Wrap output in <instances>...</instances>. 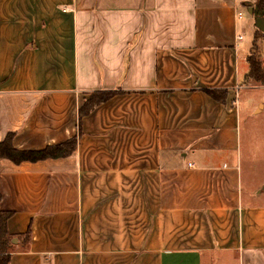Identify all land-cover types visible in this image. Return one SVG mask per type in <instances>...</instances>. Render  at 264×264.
<instances>
[{"label":"crops","instance_id":"1","mask_svg":"<svg viewBox=\"0 0 264 264\" xmlns=\"http://www.w3.org/2000/svg\"><path fill=\"white\" fill-rule=\"evenodd\" d=\"M257 3L0 0V141L77 137L66 156L0 158V211L10 233L32 230L11 264H264V202L239 156ZM97 91L116 93L81 118Z\"/></svg>","mask_w":264,"mask_h":264},{"label":"rangeland","instance_id":"2","mask_svg":"<svg viewBox=\"0 0 264 264\" xmlns=\"http://www.w3.org/2000/svg\"><path fill=\"white\" fill-rule=\"evenodd\" d=\"M260 13V16L264 18V10ZM250 16H252L251 13L244 10L242 19ZM244 37V44L251 43L253 32L248 29ZM252 45L251 54L257 55L264 62V33L262 37L260 33H257ZM241 61L244 65L248 63L242 51ZM245 83L246 87L239 92L241 101L239 156L242 166V185L246 194L258 192L256 199L264 202V86L251 78H247ZM216 256H218L217 260L221 258L219 262L222 261L223 264H248L247 259L245 257L241 259L239 254L233 257L225 252H219ZM217 260L212 262L211 256L206 254L203 264H220ZM254 264L262 263L254 262Z\"/></svg>","mask_w":264,"mask_h":264},{"label":"trees","instance_id":"3","mask_svg":"<svg viewBox=\"0 0 264 264\" xmlns=\"http://www.w3.org/2000/svg\"><path fill=\"white\" fill-rule=\"evenodd\" d=\"M257 6L260 9H264V0H258ZM248 63L249 71L246 74V80L247 78H251L264 86L263 61L257 55L250 54L248 56ZM206 92L221 102H224L227 97L225 89H206ZM115 93L114 91H97L92 93L91 97L80 108V117L82 118L89 114L93 108L109 99ZM13 138L14 133H10L3 141H0V158H9L15 163L66 156L72 153L77 145V137H74L65 143L47 146L40 150H19L13 145ZM12 215V211H0V264H11V252L15 238L23 237L25 242H29L32 236L31 226L23 235L10 233L8 219Z\"/></svg>","mask_w":264,"mask_h":264},{"label":"water","instance_id":"4","mask_svg":"<svg viewBox=\"0 0 264 264\" xmlns=\"http://www.w3.org/2000/svg\"><path fill=\"white\" fill-rule=\"evenodd\" d=\"M249 13H251L252 15H254L256 17V19H257V24H256L257 28H259L260 30L264 31V21H263V18L260 17L261 13L259 11H255L253 9L252 5H250Z\"/></svg>","mask_w":264,"mask_h":264},{"label":"built area","instance_id":"5","mask_svg":"<svg viewBox=\"0 0 264 264\" xmlns=\"http://www.w3.org/2000/svg\"><path fill=\"white\" fill-rule=\"evenodd\" d=\"M240 39H242V36H240ZM189 165H190V166H193L194 164H192V163H189Z\"/></svg>","mask_w":264,"mask_h":264}]
</instances>
